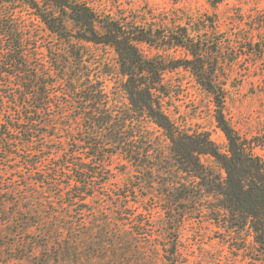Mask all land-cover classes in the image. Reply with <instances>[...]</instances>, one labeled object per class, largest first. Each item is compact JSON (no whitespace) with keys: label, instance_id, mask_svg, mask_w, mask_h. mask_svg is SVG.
Returning a JSON list of instances; mask_svg holds the SVG:
<instances>
[{"label":"trees","instance_id":"trees-1","mask_svg":"<svg viewBox=\"0 0 264 264\" xmlns=\"http://www.w3.org/2000/svg\"><path fill=\"white\" fill-rule=\"evenodd\" d=\"M144 16L118 14L102 0H0V261L58 259L62 249L82 247V264H180V231L202 209L226 236L248 228L264 249V157L256 151L264 144L226 117L224 41L211 47L195 21L170 26ZM247 42L256 62L264 60V42ZM143 44L187 57L148 56ZM107 47L122 77L113 93V64L98 52ZM178 68L212 94L226 150L169 113L166 74ZM121 93L125 103L114 96ZM158 176L160 191L141 196ZM118 180L124 185L113 195L103 191ZM150 195L163 212L155 224L143 218L150 209L128 213Z\"/></svg>","mask_w":264,"mask_h":264},{"label":"rangeland","instance_id":"rangeland-1","mask_svg":"<svg viewBox=\"0 0 264 264\" xmlns=\"http://www.w3.org/2000/svg\"><path fill=\"white\" fill-rule=\"evenodd\" d=\"M102 2L118 14L124 12L131 16L145 15L147 19L153 16L168 19L170 26L189 27L190 25L191 27L195 21L204 29L211 47H216L215 41L223 40L224 43L220 46L222 58L218 69L226 77L227 97L224 108L226 117L241 135L256 137L264 144V75L262 74L264 60L256 62L255 53L250 54L252 50L247 45L248 38L264 42V0H102ZM231 36L236 37L235 40L239 42L229 45L226 39ZM142 50L148 56L168 54L177 58L187 57L186 51L180 48L165 52L143 44ZM98 52L108 57L111 63L116 61V54L111 48L107 47L106 50L100 48ZM115 65H112L113 72L106 76V90L110 93L115 91L116 82L122 78ZM166 80L173 90L172 98L168 100L171 116L187 129L208 131L218 146L226 150L228 143L224 133L217 126L212 94L197 81L190 70L185 68L168 72ZM114 96L118 102H126L122 93ZM256 151L264 157V146H259ZM204 160L216 164L209 156H204ZM136 176L139 177V174ZM118 181H115L117 184L112 182L111 185H106L103 191L113 195L116 185H124V182ZM152 182L154 188H150L149 192L144 189L139 190L138 193L142 196L159 192L163 177H154ZM102 201L107 203L106 207L109 209L112 201L108 200L107 196ZM90 202L93 204L88 200V203ZM133 203V208L128 213L140 214L150 209L143 218L150 216L154 224L163 217L157 200L151 195L146 196L144 203ZM207 206L209 205L204 202L201 203L200 208ZM202 211H196L180 231V264H264V249L255 243L253 234L248 228L239 235L234 233L233 237L226 236V231L218 227L216 221L209 219L205 210ZM80 219L88 221L92 218L90 215H82ZM52 222L53 227L62 230L67 225L59 219H53ZM28 231L35 232V230ZM148 233L157 236L160 232L148 230ZM64 236H69L67 231ZM79 248L82 249L78 247V249L60 250L58 254L68 252L58 259L54 258V254L42 258L34 256L32 261L25 260L21 264H36L39 261L44 264H82L76 261L75 256L80 253L79 257L83 259L84 252L79 251ZM2 259L4 261H0V264H6V261L9 264H20L18 261L14 263L6 258Z\"/></svg>","mask_w":264,"mask_h":264}]
</instances>
